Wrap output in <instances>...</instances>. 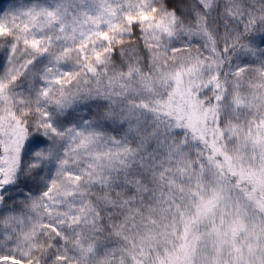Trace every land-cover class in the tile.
Returning <instances> with one entry per match:
<instances>
[{
	"label": "snow or ice",
	"instance_id": "obj_1",
	"mask_svg": "<svg viewBox=\"0 0 264 264\" xmlns=\"http://www.w3.org/2000/svg\"><path fill=\"white\" fill-rule=\"evenodd\" d=\"M171 7L158 6L156 0H51L0 7V101L11 103L8 94L14 85L43 65L40 73L33 72L45 86L41 95L65 105L70 102L68 97L56 99L51 95L54 86H63L83 73H62L61 67L75 58L84 73L96 74V65L107 64L113 46L123 45L124 35L135 28L140 29L147 48L167 56L162 38L175 36L181 24L191 30L194 25L189 21L205 34L209 18L237 22V30L226 32V40L238 41L239 22L245 18L247 24L257 18L264 20V6L248 12L240 0H194L184 13L179 8L170 11ZM224 51L228 52L227 47ZM247 51L250 56L257 55L254 48ZM132 70L130 65V73ZM201 71V63L194 60L175 73H166L176 87L167 105L161 107L165 115L175 114L178 124L183 123L194 139L205 145L206 154L194 161L179 147L170 152L168 165L153 174L152 202L129 207L116 232L129 244L119 250L121 264L125 259L130 264H264V57L237 65L231 83L222 73L209 79L206 86L212 88L215 104L207 108L196 100L191 88H184L185 79L198 78ZM229 97L231 103L226 104ZM227 108L234 109L235 114L226 123L222 113ZM8 116L7 123L0 118V187L5 191L14 181L15 164L26 138L21 121L14 113ZM48 119L44 113L43 120ZM43 127L50 129L52 125ZM68 131L73 134L71 151L65 152L69 157L86 150L98 137L91 130ZM5 136L9 137L7 143ZM42 155L48 159L54 151L49 149ZM118 157V152L111 151L92 154L97 163L75 172L69 159L60 162L56 175L61 180H53L43 194L46 214L59 219L38 221L37 225L51 233L46 251L55 249L56 264H87L99 251L88 231L81 230L79 239L72 242L65 231L77 229L84 220L93 224L91 202L75 210L67 204L64 211L60 199L67 202L76 195L86 197L82 185L106 180L99 169L105 161L109 166L124 165ZM75 158L79 162L80 157ZM177 176L187 182H177ZM136 183L138 193L147 191L139 181ZM32 207L38 209L40 202L34 201ZM170 214L178 217L179 227H161L160 218ZM31 235L34 233L26 239ZM60 243L65 246L59 247ZM114 259L106 253L101 264H113ZM0 264H27L25 253L0 245Z\"/></svg>",
	"mask_w": 264,
	"mask_h": 264
},
{
	"label": "clouds",
	"instance_id": "obj_2",
	"mask_svg": "<svg viewBox=\"0 0 264 264\" xmlns=\"http://www.w3.org/2000/svg\"><path fill=\"white\" fill-rule=\"evenodd\" d=\"M20 3H51V0H2L0 7L7 9ZM156 3L163 7L173 5L170 11L179 8L184 13L194 0H156ZM240 3L248 12L264 6V0H240ZM189 23L194 25L191 30H185L181 24L175 36L162 38L168 50L167 56L147 48L140 29L135 28L124 35L123 45L113 46L107 64L96 65V74L84 73L73 58L60 71L83 74L63 86H54L55 91L51 94L56 99L68 97L70 102L63 106L41 95L45 86L38 75L33 76V72L40 73L43 65L34 68L14 85L8 94L11 103L0 101V118L7 123L8 114L14 113L26 134L15 164L14 181L7 186V191L0 187V245L23 251L27 264H56L55 249L46 251L51 233L37 225L38 221L51 223L59 219L46 214L43 194L53 180H61L56 175L60 162L69 159L75 172L87 168L89 163H97L91 158L92 154L118 152V159L125 161L124 165L109 166L103 162L104 167L99 171L106 180L83 184L86 197L76 195L67 202L61 197L60 207L67 211V204H72L75 210L90 201L93 224L84 220L75 230L65 229L68 239L72 242L79 239L81 230L88 231L91 242L98 245L99 251L87 264H101L106 253L115 256L113 264H121L119 250L129 244L116 232L123 224L129 207H142L152 202L153 174L168 165L170 152L176 147L194 161L206 154L205 145L194 139L183 123L178 124L175 114H164L165 109L161 106L167 105L176 87L175 81L167 78L166 73H175L194 60L199 61L202 69L199 77L186 78L184 88H191L196 100L207 108L215 104L214 92L206 86L209 79L222 73L223 79L231 83L234 79L232 70L237 65L244 60L264 57V20L257 18L254 23L247 24L245 18L239 22L238 41L226 40V32H235L237 22L209 18L207 34L194 21ZM247 48H254L257 55L250 56ZM175 49L181 51L174 53ZM2 51L3 45L0 44ZM17 59L19 61L20 58ZM130 65L134 69L131 73ZM230 103L229 97L226 104ZM183 108L187 111L188 104H183ZM44 113L49 117L47 121L43 120ZM130 113L132 119H129ZM234 114L235 110L231 108L222 113L226 123L233 119ZM11 123L15 124L14 121ZM44 124H51L52 128L45 129ZM70 129L94 131L98 134L97 140L86 150L66 156L65 152H70L72 147ZM3 139L7 143L9 137ZM49 149L54 151V155L44 159L42 154H47ZM77 155L79 162L75 158ZM176 179L177 182H187L180 176ZM137 181L147 191L138 193ZM34 201L40 202L38 209H33ZM160 225L179 227V219L170 214L160 218ZM32 233L34 235L26 239ZM64 246V243L59 245L61 248ZM73 254L78 256L75 249ZM125 264H130V261L125 259Z\"/></svg>",
	"mask_w": 264,
	"mask_h": 264
}]
</instances>
